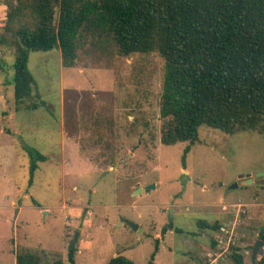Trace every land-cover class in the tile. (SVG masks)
I'll return each instance as SVG.
<instances>
[{"label": "rangeland", "instance_id": "obj_1", "mask_svg": "<svg viewBox=\"0 0 264 264\" xmlns=\"http://www.w3.org/2000/svg\"><path fill=\"white\" fill-rule=\"evenodd\" d=\"M17 1L0 0V264L22 252L70 264L72 244L77 264H148L154 253L157 264H232L234 248L253 264L264 234V132L201 126L184 159L188 143H161L164 60L121 56L112 44H86L72 68L60 51L31 52L46 106H17L14 50L1 44ZM28 150L46 157L32 185ZM262 256L264 246L255 264Z\"/></svg>", "mask_w": 264, "mask_h": 264}, {"label": "trees", "instance_id": "obj_2", "mask_svg": "<svg viewBox=\"0 0 264 264\" xmlns=\"http://www.w3.org/2000/svg\"><path fill=\"white\" fill-rule=\"evenodd\" d=\"M6 20L11 37L1 44L14 50L10 84L17 106H46L28 67L31 52L60 51L63 66L72 68L86 44H112L121 56L156 52L164 60L161 143H188L184 159L201 126L229 135L264 132V0H18ZM29 152L32 185L37 162L46 157ZM199 226L220 229L206 221ZM75 254L72 244L70 264H77ZM230 258L245 264L238 249ZM16 264L50 263L22 252ZM107 264L134 263L116 256ZM148 264H157L155 253ZM256 264H264V256Z\"/></svg>", "mask_w": 264, "mask_h": 264}, {"label": "water", "instance_id": "obj_3", "mask_svg": "<svg viewBox=\"0 0 264 264\" xmlns=\"http://www.w3.org/2000/svg\"><path fill=\"white\" fill-rule=\"evenodd\" d=\"M235 186H237V185H235ZM141 191H143V188L140 187V188L137 189V192H141ZM132 227H133L134 230L142 232V229H140L139 226H137V225H135V224H132ZM263 246H264V242H263L262 240H257V241H256V243H255V245H254V247H253V252H252L253 264H255V262H256V257H257V255H258L260 249H261Z\"/></svg>", "mask_w": 264, "mask_h": 264}, {"label": "crops", "instance_id": "obj_4", "mask_svg": "<svg viewBox=\"0 0 264 264\" xmlns=\"http://www.w3.org/2000/svg\"><path fill=\"white\" fill-rule=\"evenodd\" d=\"M211 264H213V263H211Z\"/></svg>", "mask_w": 264, "mask_h": 264}]
</instances>
